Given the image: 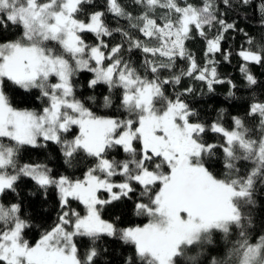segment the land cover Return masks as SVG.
<instances>
[{
	"label": "snow or ice",
	"instance_id": "snow-or-ice-1",
	"mask_svg": "<svg viewBox=\"0 0 264 264\" xmlns=\"http://www.w3.org/2000/svg\"><path fill=\"white\" fill-rule=\"evenodd\" d=\"M249 10L259 39L228 20ZM230 33L244 40L235 53L225 47ZM197 36L201 59L187 46ZM233 54L253 94L243 115L229 119L220 109L209 122L187 102L195 89L176 86L186 78L211 94L227 84L235 99L236 83L218 72L220 58ZM256 65L264 67V0H0V264H110L105 237L127 247L121 264H264V223L254 215L264 193ZM16 95L40 105L17 107ZM49 143L68 169L90 160L83 179L22 162L25 151ZM119 151L123 158L110 156ZM23 180L45 197L54 189L59 202L35 243L26 239L33 224L23 202L5 199L19 196ZM117 201H132L147 222L103 219Z\"/></svg>",
	"mask_w": 264,
	"mask_h": 264
},
{
	"label": "trees",
	"instance_id": "trees-1",
	"mask_svg": "<svg viewBox=\"0 0 264 264\" xmlns=\"http://www.w3.org/2000/svg\"><path fill=\"white\" fill-rule=\"evenodd\" d=\"M221 10L223 7L221 6ZM244 12H230L228 15L229 22L235 21L240 28H244L253 37L259 39L261 33L259 31L260 22L258 19H247L246 16L250 15ZM83 18V17H81ZM111 23H115L111 21ZM230 39L225 44V47H230L233 53L236 52L238 47L244 43L241 35L238 33H230ZM89 42H92V37H88ZM187 46L192 51L198 59L203 56L204 43L197 36L191 41L187 42ZM221 62L218 65V72L221 77L233 80L237 85V89H234L235 99H228L229 86L227 84H219L215 86L214 93H208L206 86L202 85L200 82H194L189 79H184L181 85L176 86V91H181L184 87H193L195 89V94L186 97L187 102L195 107L200 113L202 119H206L209 122L214 120L217 115V111L224 109L228 113V118L232 115H243L246 107V102L250 100L253 94L247 87H245L244 81L241 77L239 65L241 63L238 56L233 54L229 61H224L220 58ZM179 67H183L180 65ZM251 71L255 75L259 84L256 86L255 94L257 96L264 92V67L259 65L252 66ZM90 78V74L84 73L80 76L79 83L84 84L86 79ZM102 88H98L96 93H90L85 91L83 88H79L78 92L84 93L85 96L89 94H99L102 92ZM172 86H169V92L172 93ZM15 105L17 107H39L40 102L35 100H26L25 97L21 95H16ZM98 115H111L116 114V109H95ZM225 126H227V120L225 121ZM77 129H73V134H75ZM68 138H71L70 136ZM215 139V137H213ZM110 156H115L117 159L124 157L122 151L112 152ZM38 162L43 161L48 163L54 172L57 174L69 175L73 179H83L84 173L89 167H91V162L89 159H82L75 168L68 169L63 164V158L60 155L59 149L56 145L49 143L47 149H29L23 153V161ZM121 178L115 177L114 180L119 182ZM19 196L17 197L13 193H8L5 197L6 200H16L22 201L24 206V211L27 215L32 217L33 227L27 230L26 239L30 242L35 243L39 239L40 233L46 228L51 227L59 214V202L57 199V194L55 190H49L47 197L39 191L35 185L30 180H23L19 183L18 187ZM102 198H106V194H102ZM73 208L82 212V207L77 202H73ZM102 218L108 221H115L119 218V223L121 227L135 226L143 222H147L145 218L137 217L133 212L132 201H117L110 205L104 206L101 212ZM257 226L264 223V193L258 192V205L256 212ZM81 252L87 248L88 242L86 240L79 241ZM102 248H107L108 253L105 257L110 264H121L122 258L128 254L127 247L122 245V243L117 239L103 238L100 242Z\"/></svg>",
	"mask_w": 264,
	"mask_h": 264
},
{
	"label": "rangeland",
	"instance_id": "rangeland-1",
	"mask_svg": "<svg viewBox=\"0 0 264 264\" xmlns=\"http://www.w3.org/2000/svg\"><path fill=\"white\" fill-rule=\"evenodd\" d=\"M54 82V81H53ZM77 132H78V129L76 130ZM82 207V212H83V206H81Z\"/></svg>",
	"mask_w": 264,
	"mask_h": 264
}]
</instances>
